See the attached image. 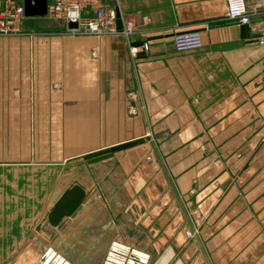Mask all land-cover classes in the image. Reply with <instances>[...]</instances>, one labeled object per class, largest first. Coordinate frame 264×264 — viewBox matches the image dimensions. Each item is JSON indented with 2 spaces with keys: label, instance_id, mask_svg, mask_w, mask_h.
<instances>
[{
  "label": "crops",
  "instance_id": "crops-1",
  "mask_svg": "<svg viewBox=\"0 0 264 264\" xmlns=\"http://www.w3.org/2000/svg\"><path fill=\"white\" fill-rule=\"evenodd\" d=\"M96 2L132 37L55 28L35 37L34 77L0 78V149L15 145L0 163V264H33L47 248L101 264L114 241L147 264H264V33L252 30L264 0H244L243 36L225 0ZM193 29L200 46L175 51L172 33ZM44 117L64 123L51 153L37 121L28 139L27 120ZM73 182L85 197L50 226Z\"/></svg>",
  "mask_w": 264,
  "mask_h": 264
},
{
  "label": "built area",
  "instance_id": "built-area-1",
  "mask_svg": "<svg viewBox=\"0 0 264 264\" xmlns=\"http://www.w3.org/2000/svg\"><path fill=\"white\" fill-rule=\"evenodd\" d=\"M44 16L59 20L64 25L74 23L70 31H83L93 35L121 33L132 37V29L128 23L115 27V12L105 9L96 0H51L46 3ZM24 15L23 0H0V35H14L18 33ZM224 17L237 24L246 26L250 23L249 12L244 0H225ZM255 38L264 33V25L253 26ZM172 46L175 51L184 52L197 49L200 42L199 31L196 29L172 33ZM148 48L146 41L139 45H132L129 52L132 56L139 51L145 52ZM189 232L186 231V235ZM145 253L134 250L120 242H111L101 264H147ZM33 264H69L50 248L44 250Z\"/></svg>",
  "mask_w": 264,
  "mask_h": 264
},
{
  "label": "rangeland",
  "instance_id": "rangeland-1",
  "mask_svg": "<svg viewBox=\"0 0 264 264\" xmlns=\"http://www.w3.org/2000/svg\"><path fill=\"white\" fill-rule=\"evenodd\" d=\"M51 19L46 17V16H32V17H25L22 20V23L19 27L18 33L14 35H0V78H1V84L3 83V77L5 74H8L11 72L12 78L14 76L22 73L24 75L23 78L25 79H31L34 77V70L30 68L29 64L33 63L35 60V54L34 51H32V47L35 45L34 40L36 39L35 37L38 35H44V33H50L52 29H63L68 31L69 27L64 24L60 25L59 27L53 24H49V21ZM22 48H27L28 50L24 51ZM24 51V52H23ZM12 64V69L9 71V69H4V64ZM17 63V64H16ZM22 63V64H20ZM27 63V64H26ZM13 64H16L14 66ZM27 65V66H26ZM8 67V66H7ZM39 73L42 71H38ZM44 72V76L47 73L46 71ZM51 72V71H50ZM49 82L51 81V78L48 79ZM46 82V77L44 79ZM3 88V86H2ZM50 105V103L45 102L44 103V109L46 110ZM0 105H3L1 102ZM48 106V107H47ZM3 122V118L0 119ZM9 120L13 119H6V122ZM38 122L40 127H43L42 129V137L44 138V151H49L51 153V148H52V137L53 135L57 133V129L55 128L56 126H59V132L61 133V127L64 126L63 119H58V118H38V119H28V139L35 136L34 129H33V134L31 133V126L35 125V122ZM34 128V127H33ZM2 135L1 139L4 138L3 132L4 129L7 132V137H9V131H8V124H6V127L3 126L2 123ZM55 133V134H53ZM1 145L3 146L4 143L2 142ZM6 149L2 148L0 149V163L5 161L6 157L12 156L13 151H14V143L12 142L11 145L10 143H6ZM11 146V148H9ZM13 146V147H12ZM47 146V147H46ZM29 149H30V143H29ZM12 150V154H11ZM54 150V149H53ZM30 152V150H29ZM84 162L81 163V166H83ZM5 165H0V189H3V185H6L5 182H1L4 178V174H6V168L4 167ZM34 173H31L29 176L33 177ZM34 178V177H33ZM30 188V187H29Z\"/></svg>",
  "mask_w": 264,
  "mask_h": 264
},
{
  "label": "water",
  "instance_id": "water-1",
  "mask_svg": "<svg viewBox=\"0 0 264 264\" xmlns=\"http://www.w3.org/2000/svg\"><path fill=\"white\" fill-rule=\"evenodd\" d=\"M46 0H23V9L25 16H42L45 14ZM115 27H121L119 16L115 13ZM68 27H75L74 23H68ZM240 36H243L244 26L239 25ZM135 43L134 45H139ZM143 51L135 54L136 57L142 56ZM85 190L77 182H73L65 188L61 194L52 203L46 213V221L50 226H55L66 216H69L85 197Z\"/></svg>",
  "mask_w": 264,
  "mask_h": 264
}]
</instances>
